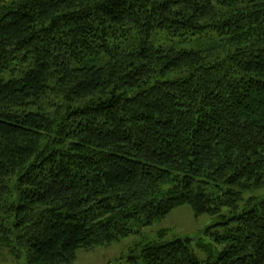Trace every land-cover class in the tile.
<instances>
[{
  "label": "trees",
  "instance_id": "trees-1",
  "mask_svg": "<svg viewBox=\"0 0 264 264\" xmlns=\"http://www.w3.org/2000/svg\"><path fill=\"white\" fill-rule=\"evenodd\" d=\"M259 189L264 0H0V247L16 260L73 264L187 205L229 210L222 251L202 263L175 239L128 263L264 264V198L238 206Z\"/></svg>",
  "mask_w": 264,
  "mask_h": 264
},
{
  "label": "rangeland",
  "instance_id": "rangeland-1",
  "mask_svg": "<svg viewBox=\"0 0 264 264\" xmlns=\"http://www.w3.org/2000/svg\"><path fill=\"white\" fill-rule=\"evenodd\" d=\"M156 45L173 47L176 50H192L206 52L218 46V39L214 34L205 36H192L186 40H167L160 34L154 38ZM232 50V49H229ZM228 50L220 52V56L227 54ZM85 62L84 65H87ZM52 108L51 110H53ZM250 198H264V189L246 192L239 202V210ZM231 214L228 209L223 210L222 217L195 216L192 209L185 205L173 209L163 219L156 221L151 226L142 227L139 233L131 234L127 238L113 242L110 245L97 247L91 250L79 249L73 264H129L128 256H138L141 248L148 243H166L175 239L184 240L192 238L190 249L200 262H205L210 251L220 252L223 245L217 244L216 233L224 235L233 226V223L223 226ZM166 231V232H163ZM213 233V235L205 234ZM210 250V251H209ZM0 264H25L24 259L16 260L5 248L0 247Z\"/></svg>",
  "mask_w": 264,
  "mask_h": 264
}]
</instances>
